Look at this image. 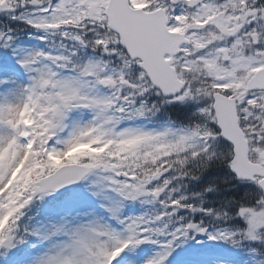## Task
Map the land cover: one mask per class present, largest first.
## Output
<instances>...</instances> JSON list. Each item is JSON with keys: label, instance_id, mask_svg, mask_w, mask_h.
I'll list each match as a JSON object with an SVG mask.
<instances>
[{"label": "snow or ice", "instance_id": "1", "mask_svg": "<svg viewBox=\"0 0 264 264\" xmlns=\"http://www.w3.org/2000/svg\"><path fill=\"white\" fill-rule=\"evenodd\" d=\"M0 264H264V0H0Z\"/></svg>", "mask_w": 264, "mask_h": 264}]
</instances>
